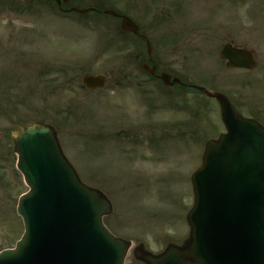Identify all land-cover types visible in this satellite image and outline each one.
<instances>
[{
    "label": "rangeland",
    "instance_id": "rangeland-1",
    "mask_svg": "<svg viewBox=\"0 0 264 264\" xmlns=\"http://www.w3.org/2000/svg\"><path fill=\"white\" fill-rule=\"evenodd\" d=\"M23 1L26 11L0 5V249L12 246L22 232L15 207L27 190L15 167L10 133L31 122L50 125L79 179L110 201L103 221L129 242L125 264H145L135 257L136 249L157 253L169 243L180 245L192 203L189 175L200 165L205 142L223 132L217 105L190 89L162 93L153 83L141 86L145 93L137 86L145 81L137 71L143 58L131 56L132 42L119 39L115 28L82 18L80 23L76 15L66 18L38 0ZM165 4L172 23L153 31L150 40L160 68L193 82L200 62V73L208 75L215 65L209 29L235 18V4ZM145 15L147 22L151 16L144 11L140 16ZM167 32L180 38H165ZM163 38L168 44H161ZM85 72L105 74L104 88L82 87Z\"/></svg>",
    "mask_w": 264,
    "mask_h": 264
},
{
    "label": "water",
    "instance_id": "water-1",
    "mask_svg": "<svg viewBox=\"0 0 264 264\" xmlns=\"http://www.w3.org/2000/svg\"><path fill=\"white\" fill-rule=\"evenodd\" d=\"M104 13L115 15L110 10ZM120 28L138 35L137 26L127 17ZM233 58L240 55L233 53ZM243 62L237 59L235 64L250 66ZM159 78L165 85L178 82H169L165 73ZM104 80L90 74L82 77L91 89L101 88ZM204 92L218 100L227 132L205 145L202 166L191 176L194 206L187 215L189 246L156 257L137 255L149 264H264V129L241 118L221 95ZM12 138L17 168L30 190L17 207L24 236L15 251L0 254V264H123L127 244L110 236L100 220L110 212L108 201L78 181L53 130L33 123L19 126Z\"/></svg>",
    "mask_w": 264,
    "mask_h": 264
},
{
    "label": "flooded vegetation",
    "instance_id": "flooded-vegetation-1",
    "mask_svg": "<svg viewBox=\"0 0 264 264\" xmlns=\"http://www.w3.org/2000/svg\"><path fill=\"white\" fill-rule=\"evenodd\" d=\"M155 2V0H149L147 4L154 5ZM234 2L237 16L233 19L225 18V23L221 27L214 26L209 34L213 54L218 55L222 45L229 44L235 49L249 53L255 68L253 70L226 68V61L219 59L217 68L227 71L225 84L222 87L218 85L219 77L216 73L211 75L210 82L215 90L221 88L223 94L242 114L264 125V109H262L264 102V0H234ZM136 3L137 0H66V3L61 2L59 9L66 11L70 7L88 8L90 13L99 15L104 8H112L120 15L133 16L137 15L136 12L139 10ZM152 7L157 9L158 2ZM160 14H163L162 5ZM165 15L167 16V13ZM111 18L116 23L120 21V18ZM137 19L140 20L139 17ZM155 19L153 15L152 21ZM137 22L140 33L144 37H134L144 42L150 40L152 32L149 26L152 22L144 25L141 20Z\"/></svg>",
    "mask_w": 264,
    "mask_h": 264
}]
</instances>
